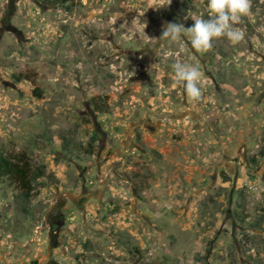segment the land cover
<instances>
[{
	"label": "rangeland",
	"instance_id": "obj_1",
	"mask_svg": "<svg viewBox=\"0 0 264 264\" xmlns=\"http://www.w3.org/2000/svg\"><path fill=\"white\" fill-rule=\"evenodd\" d=\"M48 1L0 0V150L56 178L0 177V264H264V0L204 54L159 37L207 0Z\"/></svg>",
	"mask_w": 264,
	"mask_h": 264
},
{
	"label": "clouds",
	"instance_id": "obj_2",
	"mask_svg": "<svg viewBox=\"0 0 264 264\" xmlns=\"http://www.w3.org/2000/svg\"><path fill=\"white\" fill-rule=\"evenodd\" d=\"M198 3L203 4L204 0H198ZM207 9L209 18L194 16L191 18L194 21L191 27L186 28L182 23H167L159 41L177 43L187 34L191 47L204 54L211 51L214 41L220 38H227L232 45L239 44L245 38L244 30L236 25L242 17L249 15L251 0H207ZM135 22L134 20L133 23ZM172 68L175 74L173 86L182 85L191 100H201V73L198 67L176 61Z\"/></svg>",
	"mask_w": 264,
	"mask_h": 264
},
{
	"label": "trees",
	"instance_id": "obj_3",
	"mask_svg": "<svg viewBox=\"0 0 264 264\" xmlns=\"http://www.w3.org/2000/svg\"><path fill=\"white\" fill-rule=\"evenodd\" d=\"M60 1L63 2L64 0ZM48 2L53 3L55 1ZM15 78L17 80L23 78L22 73L16 75ZM33 92L40 97V90L37 87ZM91 101L96 111H107V104L103 100L97 101V97H93ZM261 154L263 155L264 151ZM2 176H7L14 180L24 197L31 196L33 184L39 178H48L51 181L56 180L53 172L48 170L45 164L37 163L29 158L26 153L8 155L0 150V177Z\"/></svg>",
	"mask_w": 264,
	"mask_h": 264
}]
</instances>
